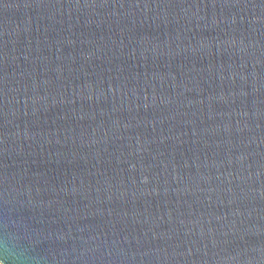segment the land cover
<instances>
[{"label": "water", "instance_id": "1", "mask_svg": "<svg viewBox=\"0 0 264 264\" xmlns=\"http://www.w3.org/2000/svg\"><path fill=\"white\" fill-rule=\"evenodd\" d=\"M0 264H264V0H0Z\"/></svg>", "mask_w": 264, "mask_h": 264}]
</instances>
